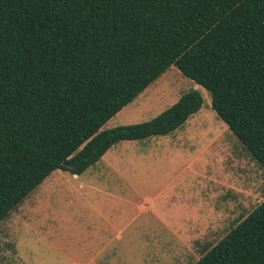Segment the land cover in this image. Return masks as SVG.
<instances>
[{
    "label": "trees",
    "instance_id": "16d2710c",
    "mask_svg": "<svg viewBox=\"0 0 264 264\" xmlns=\"http://www.w3.org/2000/svg\"><path fill=\"white\" fill-rule=\"evenodd\" d=\"M172 66L264 167V0H0V225L54 172L197 114L193 90L103 130ZM195 264H264V201Z\"/></svg>",
    "mask_w": 264,
    "mask_h": 264
},
{
    "label": "rangeland",
    "instance_id": "374dc122",
    "mask_svg": "<svg viewBox=\"0 0 264 264\" xmlns=\"http://www.w3.org/2000/svg\"><path fill=\"white\" fill-rule=\"evenodd\" d=\"M199 90L167 136L122 142L84 174L56 171L0 225V264H195L264 201V167L172 66L103 130L156 118Z\"/></svg>",
    "mask_w": 264,
    "mask_h": 264
},
{
    "label": "crops",
    "instance_id": "0c3cea01",
    "mask_svg": "<svg viewBox=\"0 0 264 264\" xmlns=\"http://www.w3.org/2000/svg\"><path fill=\"white\" fill-rule=\"evenodd\" d=\"M77 176V175H76Z\"/></svg>",
    "mask_w": 264,
    "mask_h": 264
}]
</instances>
